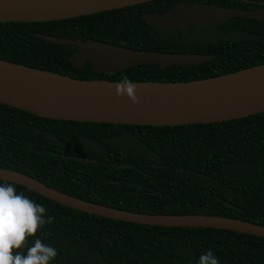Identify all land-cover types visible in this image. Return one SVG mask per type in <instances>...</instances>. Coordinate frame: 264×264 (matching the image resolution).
<instances>
[{
	"label": "trees",
	"instance_id": "1",
	"mask_svg": "<svg viewBox=\"0 0 264 264\" xmlns=\"http://www.w3.org/2000/svg\"><path fill=\"white\" fill-rule=\"evenodd\" d=\"M177 2L264 8V0H149L58 20L0 21V58L76 78L118 80L122 74L130 80H190L264 63L262 18L232 16L219 24L160 28L142 17ZM38 34L212 57L197 64L141 63L94 72L87 60L79 66L68 61L75 45ZM0 166L130 211L213 214L264 225V110L214 122L147 125L46 118L0 103ZM13 184L45 207V219L54 218L29 238V246L40 238L57 250L51 264H198L209 250L220 264H264L261 236L111 219Z\"/></svg>",
	"mask_w": 264,
	"mask_h": 264
},
{
	"label": "water",
	"instance_id": "2",
	"mask_svg": "<svg viewBox=\"0 0 264 264\" xmlns=\"http://www.w3.org/2000/svg\"><path fill=\"white\" fill-rule=\"evenodd\" d=\"M149 0H0V21H47L120 8ZM264 19V8L240 9L177 2L166 11L142 13L160 28L189 24H219L228 17ZM55 43L77 47L67 57L72 66L88 61L94 72L109 73L141 63L160 68L197 64L209 54L158 52L92 39L38 34ZM236 71L190 80H131L140 103L115 95L118 79L76 78L0 58V103L36 115L90 122L177 125L240 118L264 110V77L241 78ZM87 160L84 157H75ZM0 179L25 186L61 205L111 219L160 226L211 227L264 237V225L213 214H156L130 211L84 200L61 192L23 172L1 167Z\"/></svg>",
	"mask_w": 264,
	"mask_h": 264
},
{
	"label": "clouds",
	"instance_id": "3",
	"mask_svg": "<svg viewBox=\"0 0 264 264\" xmlns=\"http://www.w3.org/2000/svg\"><path fill=\"white\" fill-rule=\"evenodd\" d=\"M138 86L127 74H122L120 82L115 84V95L125 96L139 104ZM46 216V209L35 203L23 192H17L13 183H0V264H51L58 255L54 247L46 245L36 238L29 246V238L36 237L40 229L53 222ZM26 249V254L23 250ZM198 264H220L211 250L199 257Z\"/></svg>",
	"mask_w": 264,
	"mask_h": 264
},
{
	"label": "bare ground",
	"instance_id": "4",
	"mask_svg": "<svg viewBox=\"0 0 264 264\" xmlns=\"http://www.w3.org/2000/svg\"><path fill=\"white\" fill-rule=\"evenodd\" d=\"M241 78H263L264 77V65L256 66L247 70H243L237 73Z\"/></svg>",
	"mask_w": 264,
	"mask_h": 264
}]
</instances>
